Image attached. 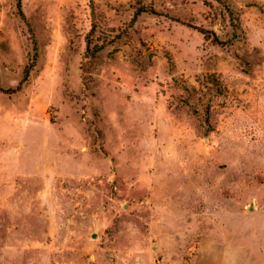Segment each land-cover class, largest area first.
Returning a JSON list of instances; mask_svg holds the SVG:
<instances>
[{
    "label": "rangeland",
    "instance_id": "obj_1",
    "mask_svg": "<svg viewBox=\"0 0 264 264\" xmlns=\"http://www.w3.org/2000/svg\"><path fill=\"white\" fill-rule=\"evenodd\" d=\"M17 4L0 264H264V0Z\"/></svg>",
    "mask_w": 264,
    "mask_h": 264
},
{
    "label": "trees",
    "instance_id": "obj_2",
    "mask_svg": "<svg viewBox=\"0 0 264 264\" xmlns=\"http://www.w3.org/2000/svg\"><path fill=\"white\" fill-rule=\"evenodd\" d=\"M17 5H18V9H20V0H18V4H17ZM141 12H142V11H141ZM19 13H20V16L23 17V14H22V12H21L20 10H19ZM202 33L205 35V33H207V32H205L204 30H202ZM214 41L219 43V41L217 40V38H214ZM24 74H25V76L28 75V69H26V70L24 71ZM19 89H20V85H18L16 88H13V89L2 90V89L0 88V91H2V92H4V93L11 94V93H15V92H17Z\"/></svg>",
    "mask_w": 264,
    "mask_h": 264
},
{
    "label": "built area",
    "instance_id": "obj_3",
    "mask_svg": "<svg viewBox=\"0 0 264 264\" xmlns=\"http://www.w3.org/2000/svg\"><path fill=\"white\" fill-rule=\"evenodd\" d=\"M58 264V263H57Z\"/></svg>",
    "mask_w": 264,
    "mask_h": 264
}]
</instances>
